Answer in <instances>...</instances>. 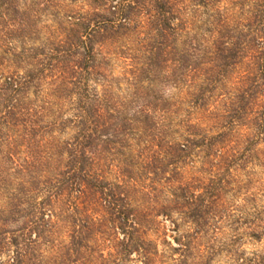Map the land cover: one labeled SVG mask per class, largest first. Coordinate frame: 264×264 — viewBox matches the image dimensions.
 <instances>
[{
	"label": "trees",
	"instance_id": "obj_1",
	"mask_svg": "<svg viewBox=\"0 0 264 264\" xmlns=\"http://www.w3.org/2000/svg\"><path fill=\"white\" fill-rule=\"evenodd\" d=\"M220 1L0 0V250L14 246L0 264H38L36 244L62 222L68 242L57 252L67 258L57 264L97 249L89 238L105 230L115 247L154 255L147 237L156 218L173 211L191 225L175 238L181 254L216 228L208 218L220 213L224 176L264 144V0H246V12L245 0H230L238 15ZM208 9L204 46L194 34L182 46L181 34L195 33ZM41 11L53 22L43 40ZM116 57L126 62L131 93L114 88ZM228 82V105L218 113L208 101ZM159 83L185 86L187 99H163L152 88ZM29 90L40 99L29 101ZM183 103L190 108L177 117ZM196 157L208 178L187 175ZM112 167L115 181L105 177ZM259 215L249 223L254 239L264 231ZM232 256L234 264H264V250Z\"/></svg>",
	"mask_w": 264,
	"mask_h": 264
},
{
	"label": "rangeland",
	"instance_id": "obj_2",
	"mask_svg": "<svg viewBox=\"0 0 264 264\" xmlns=\"http://www.w3.org/2000/svg\"><path fill=\"white\" fill-rule=\"evenodd\" d=\"M230 0H221L217 5H226L228 8V15L233 14L238 15L240 5L237 3H231ZM235 1V0H234ZM248 1L243 2L242 10L246 12ZM42 7V5H41ZM201 11V9H200ZM212 14L211 10L208 9L207 14H202L200 18H197L194 23L195 33L191 31H186L181 34L180 41L183 45H187L194 34L200 44L204 46V42H201L200 38H209V32L205 31L203 28V21H205ZM51 18L46 15L44 11H41V21L38 23V27L41 28V40L44 39L48 29L52 28L53 22ZM46 26L48 28H46ZM185 43V44H184ZM208 46V43H206ZM184 46V47H185ZM196 54L200 53L196 50ZM124 59L113 58L110 62L111 74L116 78L117 82L114 84V88L119 86V93H131L130 89L127 90L126 82L123 77L124 74ZM23 71V69H21ZM227 87L222 88V90L217 89L208 101L209 108L213 106L216 107L218 113H222L226 105H228V94H223L224 92H229V82ZM146 85V84H144ZM152 88L161 95L163 99L174 102L180 97H185L186 89L184 87H172L165 83H159L152 85ZM230 94V93H229ZM28 100L34 101L40 99L41 94H34L32 90L28 91ZM181 110L177 117L185 114V110L190 108L188 104H181ZM237 132H245V126L241 125L235 128ZM234 134V133H233ZM66 135V134H65ZM245 144L239 141L237 149H241ZM257 149L259 153L257 157L250 160L241 161L235 160L234 166L231 167L230 175L224 176V180L227 183L224 184V188L220 193V200L218 209L220 213L216 215H209L208 218L212 225L215 224L216 228H209L206 234L201 237V239L196 240L195 243L191 241V245L195 246L190 252L181 254L180 250H174L173 247L178 246V242L175 238L181 239L179 234H186L191 229L188 220H181V215L176 212H171V215L166 217L160 214L156 219L159 224H157V231L155 233L150 232L148 235V240L152 241V247H156L157 252L144 256L141 250L128 249L122 250L120 247H115L117 240H111V237L107 236L111 231L105 230L106 234L103 238H99L97 234H91L92 239H97L96 242L90 240L88 244L92 247L99 245L97 249L93 251L81 250L77 255H72L71 259L75 260L74 264H234V259L232 256V250H238L244 254V256H251L254 252H260L264 250V231L258 239L251 238L248 235L249 223L254 222V216L256 214L255 210L264 209V144L257 143ZM262 152V153H261ZM238 156V153L236 154ZM137 157L134 158L136 161ZM200 158L196 157L194 167L185 166L186 173L188 176L200 175L206 178L209 177L208 173L198 172L201 169ZM115 167L111 168L110 174H105V177L109 181H115L113 175L115 174ZM147 182V181H146ZM207 182V180H206ZM148 183H150L148 181ZM156 184V183H155ZM199 189V188H197ZM201 191V189H199ZM199 191L195 190V193ZM165 195L168 193L165 191ZM41 193L37 194V199H40ZM259 217L264 221V212H261ZM258 220V219H257ZM25 220H20L18 223H10L7 229H17L21 227V224ZM64 222L60 224L57 232L52 229V234L46 237L41 243L35 246L34 257L38 261V264H57L58 260L65 259L67 256L58 254V246L68 242V232L67 228H64ZM175 223H178L175 227ZM32 237L35 233H31ZM181 236V235H180ZM9 240V235L3 236ZM120 237L122 234L120 233ZM237 237L236 242L232 240ZM164 241L169 242L164 243ZM181 242V241H180ZM61 243V244H60ZM205 245H212L214 250L217 251L213 255L205 253ZM223 245L222 247H220ZM218 247H220L218 249ZM14 246L12 244H5L0 250V260L6 261L12 255ZM202 251V252H201Z\"/></svg>",
	"mask_w": 264,
	"mask_h": 264
}]
</instances>
